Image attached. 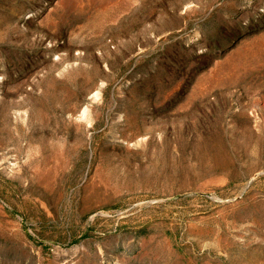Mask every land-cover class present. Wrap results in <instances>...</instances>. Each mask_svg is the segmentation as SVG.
Segmentation results:
<instances>
[{"label":"rangeland","instance_id":"rangeland-1","mask_svg":"<svg viewBox=\"0 0 264 264\" xmlns=\"http://www.w3.org/2000/svg\"><path fill=\"white\" fill-rule=\"evenodd\" d=\"M0 264H264V0H0Z\"/></svg>","mask_w":264,"mask_h":264}]
</instances>
